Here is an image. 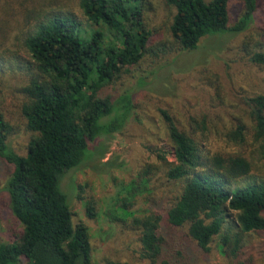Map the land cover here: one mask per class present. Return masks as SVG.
<instances>
[{"label":"trees","instance_id":"1","mask_svg":"<svg viewBox=\"0 0 264 264\" xmlns=\"http://www.w3.org/2000/svg\"><path fill=\"white\" fill-rule=\"evenodd\" d=\"M15 1L0 0V43L10 23L4 15L15 8ZM164 1L172 12L170 45L158 48L150 45L154 0H77V10L67 7V0L16 2L24 31L18 38L33 59L23 105L33 134L27 152L18 153L10 143L13 127L0 107V158L9 167L5 189L22 227L15 238L0 242V264H96L90 228L75 222L63 179L95 155L99 138L126 126L132 93L115 96L105 93L106 87L148 52L193 51L205 37L244 34L258 12L264 22V0ZM235 1L242 4V12L231 24ZM243 41L242 52L264 76V34L258 47L248 36ZM3 61L0 54V67ZM250 102L253 138L264 159V93ZM160 113L175 160L159 153L161 162L144 164L135 177L121 183L111 211L114 219L139 231L143 254L152 264H203L215 240L228 264H252L244 246L247 235L264 231V177L250 179L254 162L244 149L246 123L240 121L228 131V140L237 147L213 151L204 148L210 130L206 118L192 117L185 126L167 108ZM159 174L182 182L171 205L161 212L134 209L152 192ZM86 212L95 217L93 200ZM99 264L136 263L108 258Z\"/></svg>","mask_w":264,"mask_h":264},{"label":"rangeland","instance_id":"2","mask_svg":"<svg viewBox=\"0 0 264 264\" xmlns=\"http://www.w3.org/2000/svg\"><path fill=\"white\" fill-rule=\"evenodd\" d=\"M67 1V7L77 10V0ZM16 2L18 0L13 2L15 8L4 15L10 23L6 38L0 43V54L4 58L0 67V107L13 127L11 145L18 153L25 154L33 131L23 115V105L28 99L25 86L34 67L32 57L18 38L24 31L18 24L22 9L19 6V14ZM241 12L242 4L235 1L231 8V24ZM171 18V9L165 1L154 0L153 11L149 13L155 34L150 42L152 48L170 45L167 40ZM88 27L95 28L90 23ZM249 30L239 35L226 33L205 37L193 51L148 52L139 64L106 87L105 93L115 96L125 90L132 93L133 107L126 126L120 132L99 138L95 155L69 170L63 179L75 222L82 221L90 228L96 264L108 258L152 264L143 254L139 231L116 222L111 211L116 207L114 197L119 185L135 177L144 164L161 162L159 153L170 161L175 160L161 108H167L185 126L192 117L206 118L210 130L203 139L204 148L213 151L237 147L228 140L227 134L240 121L245 122L244 149L254 162L250 179L264 177V159L258 151L259 142L253 138L250 102L251 97L264 93V76L241 49L246 36L252 38L255 47L262 39L264 22L259 12ZM8 169L7 162L0 158V242L15 238L22 230L8 205L5 189ZM181 185L182 182L168 181L159 174L151 183L152 192L139 199L134 209L164 211ZM89 200L95 203L94 218H89L86 212ZM208 255L203 264H228L218 251L216 240ZM244 256L251 258L252 264H264V231L246 236Z\"/></svg>","mask_w":264,"mask_h":264}]
</instances>
